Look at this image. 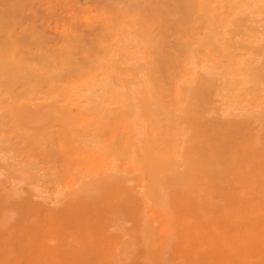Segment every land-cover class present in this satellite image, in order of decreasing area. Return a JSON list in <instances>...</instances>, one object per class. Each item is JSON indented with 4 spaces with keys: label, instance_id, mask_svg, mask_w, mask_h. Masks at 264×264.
I'll return each instance as SVG.
<instances>
[{
    "label": "rangeland",
    "instance_id": "1",
    "mask_svg": "<svg viewBox=\"0 0 264 264\" xmlns=\"http://www.w3.org/2000/svg\"><path fill=\"white\" fill-rule=\"evenodd\" d=\"M263 143L264 0H0V264H262Z\"/></svg>",
    "mask_w": 264,
    "mask_h": 264
},
{
    "label": "bare ground",
    "instance_id": "2",
    "mask_svg": "<svg viewBox=\"0 0 264 264\" xmlns=\"http://www.w3.org/2000/svg\"><path fill=\"white\" fill-rule=\"evenodd\" d=\"M84 18V17H83ZM82 18V19H83ZM85 20V19H84ZM51 27V26H50ZM53 28V27H52ZM47 57V56H46ZM25 61H26V59H25ZM5 72V71H4ZM19 72V71H18ZM96 101V100H95ZM256 116V115H255ZM214 119H215V117H214ZM261 121V120H260ZM264 144V143H263ZM233 151V150H232ZM253 159V158H252ZM85 160H87V161H90V163L91 164H93V166H95V169L96 170H102L103 171V168L105 169V166L103 167V165H96V164H94L95 163V159H93V158H90V157H85ZM238 182V181H237ZM248 193V192H247ZM246 193V194H247ZM253 195V194H252ZM152 214V213H151ZM156 215V214H155ZM151 216V215H150ZM107 220V219H106ZM239 223V222H238ZM145 224V223H144ZM143 225V224H142ZM239 225V224H238ZM141 226V225H140ZM247 227V226H246ZM132 233V232H131ZM133 234V233H132ZM201 255V254H200Z\"/></svg>",
    "mask_w": 264,
    "mask_h": 264
},
{
    "label": "snow or ice",
    "instance_id": "3",
    "mask_svg": "<svg viewBox=\"0 0 264 264\" xmlns=\"http://www.w3.org/2000/svg\"><path fill=\"white\" fill-rule=\"evenodd\" d=\"M262 264H264V262H262Z\"/></svg>",
    "mask_w": 264,
    "mask_h": 264
}]
</instances>
